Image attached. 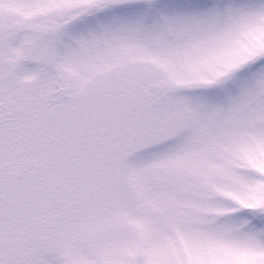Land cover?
Segmentation results:
<instances>
[{
    "label": "snow or ice",
    "instance_id": "6c2138e0",
    "mask_svg": "<svg viewBox=\"0 0 264 264\" xmlns=\"http://www.w3.org/2000/svg\"><path fill=\"white\" fill-rule=\"evenodd\" d=\"M0 264H264V0H0Z\"/></svg>",
    "mask_w": 264,
    "mask_h": 264
}]
</instances>
